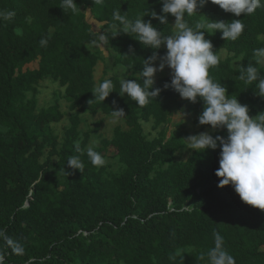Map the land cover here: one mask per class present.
I'll use <instances>...</instances> for the list:
<instances>
[{"label": "trees", "instance_id": "obj_1", "mask_svg": "<svg viewBox=\"0 0 264 264\" xmlns=\"http://www.w3.org/2000/svg\"><path fill=\"white\" fill-rule=\"evenodd\" d=\"M75 2V12H64L63 0H0V11L16 13L10 22L0 19V232L25 248L24 255H16L0 237L5 264H208L214 232L224 237V247L236 264H264V211L245 204L233 186H218L221 148L194 150L185 161L175 158L187 147L190 133L181 123L169 132L172 116L185 109L200 125L202 100L193 104L169 88L141 108L127 95H119L121 79L112 75L106 79L114 84L110 96L88 104L95 99L93 89L105 81L95 80L102 54L88 45L100 42V33L89 22L88 11L102 24V34L108 37L105 46L117 54L115 64L124 65L128 79L143 86V60L156 50L123 32L112 38L122 27L113 13L119 9L130 20L146 11L162 15L163 0ZM260 3L252 15L240 17L210 0L195 15L185 14L193 27L197 22L236 19L245 24L236 41L222 39L221 31L205 37L219 57L222 50L229 53L210 69V77L228 89L229 99L248 105L251 117L264 113V97L256 94L255 83L249 86L239 79L240 67L232 61L242 56L243 67L253 63L264 76V66L253 56L255 49L264 48V0ZM174 19L168 16V23L161 24L144 17L166 36L175 33ZM42 39H47L46 46ZM158 51L163 56L167 49ZM36 61L38 68L25 69ZM49 77L65 88L64 98L75 112L62 143L52 127L65 118L61 104L38 107V86ZM166 82L171 76L159 78L154 87L163 89ZM117 108L124 109L127 128L116 126L113 137H103L94 150L103 158H117L124 166L122 173L106 164L94 167L87 156L92 131L82 138L80 131L81 114L112 115ZM150 121L156 129L166 126L154 139L144 133L143 122ZM100 126L98 122L94 131ZM216 135L226 137L227 130H217ZM76 142L84 150V171L67 175L73 172L67 166L69 157L80 155Z\"/></svg>", "mask_w": 264, "mask_h": 264}, {"label": "clouds", "instance_id": "obj_2", "mask_svg": "<svg viewBox=\"0 0 264 264\" xmlns=\"http://www.w3.org/2000/svg\"><path fill=\"white\" fill-rule=\"evenodd\" d=\"M103 0H94L95 4H101ZM227 13L236 17L252 15L257 8L261 7L260 0H210ZM209 3V0H163L162 13L146 11L141 18L130 20L127 15H121L119 9L113 13L115 21L120 27L112 33V38L121 32L134 36L146 48H151L153 54L143 60V86L136 80L123 79L120 81L121 90L119 95H127L135 101L139 107H145L150 99L160 96L165 89H173L179 93L182 99L195 104L203 101L204 109L199 115V124L211 126L213 131L227 130V136H213L210 132H201L198 135H190L185 138L188 146L193 150L207 149L216 150L221 148L219 168L216 176L220 178L219 187L233 186L241 200L254 208L264 211V113L255 117L249 115L248 105H242L237 98L229 99L228 89L221 83L213 82L210 77V69L220 65V57L214 52V45L211 40L206 39L205 33L215 34L217 31L223 33L222 39L236 41L244 32L245 24L236 19L231 22L213 21L211 23L197 22L194 27L185 20V14L189 17L195 15ZM64 12L71 9L77 10L75 0H63L60 6ZM175 17V33L164 35L162 31L153 26L151 20L145 22L144 17L151 16L159 20L161 24H167V15ZM16 16L14 11L4 9L0 11V19L10 22ZM112 28H117L116 24ZM107 34H100L99 40L107 42ZM47 39L41 40V45H47ZM96 43V41H93ZM166 46L167 52L161 56L159 51ZM129 52L135 53L130 46ZM127 55V54H125ZM256 64H264V48L255 49L253 52ZM157 60L160 61L156 66ZM165 67L171 70V82L165 83L163 89L154 87L155 77L158 72H163ZM239 79L247 85H256V94L264 97V76L253 63L247 68L240 67ZM114 91V84L111 80H105L96 86L92 93L95 99H89L88 104L104 102ZM113 101V105H116ZM114 122L126 116L123 108L112 110ZM76 152L80 155L69 157L67 166L73 170L83 173L84 163L81 155L84 150L80 143L75 144ZM87 156L94 167L100 168L106 164L102 155L93 148L87 149ZM214 247L207 252L208 264H236L235 258L228 253L224 247V237L219 232H214ZM0 237L6 241L16 255H24L25 248L18 240L8 237L6 232H0ZM177 255H181L177 252ZM175 259V256L170 257ZM200 260L205 255L199 256ZM0 264H5L3 254H0Z\"/></svg>", "mask_w": 264, "mask_h": 264}, {"label": "rangeland", "instance_id": "obj_3", "mask_svg": "<svg viewBox=\"0 0 264 264\" xmlns=\"http://www.w3.org/2000/svg\"><path fill=\"white\" fill-rule=\"evenodd\" d=\"M163 7V6H162ZM162 11V10H161ZM163 15V13H162ZM171 14H168L170 16ZM88 20L92 24L93 28L102 34V24L97 22L90 11H88ZM175 24V19L173 20V25ZM175 29V28H174ZM176 31V30H175ZM166 49V46H164ZM88 49L91 51H99L102 54V60L98 63L95 71V80L97 84H99L102 80L108 79L112 75L119 76L121 80L128 79L130 72L129 70L121 64H115L116 53L114 51H110L106 48L105 43L100 41L97 43H92L88 45ZM229 56L228 51L222 50L220 53V57L225 59ZM160 61L156 62V66H159ZM243 59L242 56L234 59L232 64L235 68H239L242 66ZM264 66V64H261ZM39 66V62H33L25 67V69H36ZM171 76V70L165 67L163 72H158L155 77V81L157 82L158 78ZM65 88L61 87L58 81H55L53 78L44 79L41 84L38 86V107L39 109H43L53 105L56 101H59L61 104V109L65 113V118L60 123H55L52 125L55 133L59 136V140L62 143L64 139L65 129L70 126V117L75 112H72L69 109V104L64 98ZM29 97H32V93H28ZM82 123L80 126L81 138L83 134L87 131H92L91 139L89 142V147L95 148L100 145L103 137L112 138L114 129L116 126L120 125L124 128H127L125 125V120L123 118H119L118 121L114 122L115 118L112 115L103 114L99 112L96 115L90 113L81 114ZM100 122L101 126L98 131H94L96 124ZM181 123L183 124L189 131L190 135H198L201 132H210L212 135L217 131H213L211 127H202L195 123V117L193 114L189 113L185 109L180 112L174 114L172 116V122L168 125L169 132L174 128L175 124ZM144 133L148 136L149 139L156 138L160 131L164 129L166 126H161L159 128L154 127V122H143ZM189 135V136H190ZM188 143V142H187ZM193 149H190L189 146L176 154V160L185 161L187 160L192 153ZM47 153L45 154L43 160H45ZM106 161V165H109L110 170L115 173H122L124 166L119 162L117 158L107 157L104 158Z\"/></svg>", "mask_w": 264, "mask_h": 264}, {"label": "crops", "instance_id": "obj_4", "mask_svg": "<svg viewBox=\"0 0 264 264\" xmlns=\"http://www.w3.org/2000/svg\"><path fill=\"white\" fill-rule=\"evenodd\" d=\"M171 16V15H170ZM172 24H173V21H172ZM175 30V29H174ZM159 79V78H158ZM195 117V116H194ZM200 126V125H199Z\"/></svg>", "mask_w": 264, "mask_h": 264}]
</instances>
